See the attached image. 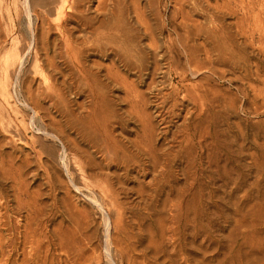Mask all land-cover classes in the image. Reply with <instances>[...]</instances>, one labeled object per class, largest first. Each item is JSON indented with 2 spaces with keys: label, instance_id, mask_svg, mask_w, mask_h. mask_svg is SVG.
<instances>
[{
  "label": "rangeland",
  "instance_id": "obj_1",
  "mask_svg": "<svg viewBox=\"0 0 264 264\" xmlns=\"http://www.w3.org/2000/svg\"><path fill=\"white\" fill-rule=\"evenodd\" d=\"M43 1L48 0H0V264H264V44L257 39L251 45L245 36L236 37L243 12L227 9L229 0H199L209 7L191 10L193 14L190 3L182 14L174 0H121L119 25L131 40L128 50L144 55L149 66L150 71L142 76L137 67H125L121 48L106 47L104 36L112 32L105 28L76 31L73 35L79 41L69 46L66 55L53 23L49 46L36 17L45 11L40 5ZM98 1L94 0L91 16H95ZM51 17V22L56 19L55 14ZM187 25L192 29L187 30ZM194 29L198 30L195 35L191 33ZM212 32L217 33L216 40L207 37ZM119 33L113 32L117 38ZM177 34L188 36L191 46L196 42L201 48L205 41V47L221 44L227 52L198 77L191 75L187 56L179 52L173 71L178 67L187 72L188 81L179 76L172 81L168 64L159 60L161 71L154 77L156 90L152 93L148 85L157 56L167 54L170 59V44L177 42L181 51V43L187 42ZM54 39L62 47L61 55L51 43ZM154 43L158 55L153 52ZM200 54L197 57L202 61L205 56ZM169 82L183 89L206 86L209 99L215 102L212 134L218 143L213 136L203 143L196 139L198 157H203L200 177L194 182L186 178L179 160L174 178L153 197L151 169L124 175L95 151L88 134L89 128L108 116L109 131L118 138L112 136L122 143L135 139V131L141 127L130 118L128 98L145 92L152 100L148 111L153 109L147 112L155 116L153 123L161 130L156 129L159 145L177 150L179 143L173 138L179 136L182 119L193 104L178 108L177 113L183 109L182 118L171 119L163 112L170 121L161 126L155 94ZM165 89L170 92L171 86ZM197 111L193 120L201 117ZM114 116L123 119V125ZM207 116L208 110L200 119ZM212 142L223 151L217 165L208 158L205 146ZM182 188L187 194L180 201Z\"/></svg>",
  "mask_w": 264,
  "mask_h": 264
},
{
  "label": "bare ground",
  "instance_id": "obj_2",
  "mask_svg": "<svg viewBox=\"0 0 264 264\" xmlns=\"http://www.w3.org/2000/svg\"><path fill=\"white\" fill-rule=\"evenodd\" d=\"M175 2H177L179 5H180V9L183 10L182 14L184 13V10H185V6L187 4L190 3L191 5V8L189 10V12L191 10H193L194 12H198V10H203V5H205L206 9H208L209 5L208 4H203V2L201 3V1L199 0H174ZM27 2V1H26ZM36 2V1H35ZM41 2V1H40ZM28 3V2H27ZM207 3V2H206ZM209 3V2H208ZM34 4V3H33ZM37 4V3H36ZM49 4H52V6L54 7H49ZM176 4V3H175ZM32 5V4H31ZM41 7L45 10L42 14H39L38 16L36 15V17H38V20L40 21V24L41 26L45 29L44 31H42V33L44 32V35L43 37L45 36L46 38V43L50 46V42H49V37L50 35L52 34V26H53V23L55 24V27L58 31V34H59V38L60 41L63 43V47H64V50L66 51V55H69L68 53L69 50V46H71L72 44L74 43H77L79 41V38H76L74 37V33H77L76 31H82V32H85L87 30H93V31H98L99 29H102V28H105L106 31L110 30V32H112L109 36H104L106 38H104V44L106 45V47H114V48H121L122 49V53H123V58L121 57L122 59V62L125 64V67H131L134 66L137 67V74L141 75L143 72H146L147 70H149V66H147L145 63V56L144 55H141V56H138L137 54V51H136V54H133L130 50H128V42L131 41L129 39H127V37L125 36V34H123V31L121 30V26L119 25V17H120V11H121V0H99L98 1V5L97 7L95 8V16H91L92 13H90V11L93 9L92 6L94 5V0H48L46 2H42L41 4ZM178 5V6H179ZM226 8L227 9H230L231 7H233L236 11L238 9H240L242 12H243V17H239L240 19L239 20V24H241L239 26L240 29L237 30L239 31L238 35L236 37H238L240 34V37L241 36H245V38H247L248 41H250V44H256L257 42V39H258V42H261V44H264V0H229V2H227L226 4ZM38 6V5H36ZM34 7V6H33ZM32 7V8H33ZM39 7V6H38ZM27 8V7H26ZM184 8V9H183ZM41 9V8H40ZM30 10V9H29ZM216 10L219 11V7L216 8ZM221 10V8H220ZM31 11V10H30ZM33 11V10H32ZM36 11V9L34 10ZM186 11V10H185ZM192 11V12H193ZM204 11V10H203ZM39 12V11H38ZM190 12V13H192ZM220 12V11H219ZM36 13V12H35ZM94 13V12H93ZM186 13V12H185ZM188 13V12H187ZM185 14V15H189V14ZM238 13V12H237ZM33 14V13H32ZM31 14V15H32ZM53 14L56 15V19L54 21H50V17L53 16ZM139 14V13H138ZM193 14V13H192ZM192 14H190L192 16ZM204 14V13H203ZM224 14V13H223ZM94 15V14H93ZM185 15H183L184 19L185 18ZM197 15V14H196ZM199 15V13H198ZM140 17V14L137 15ZM182 16V15H181ZM191 16H188V17H191ZM201 16V14H200ZM209 16V15H208ZM214 16V15H213ZM239 16V15H237ZM35 17V16H34ZM175 17V16H174ZM187 17V19H188ZM193 17H195L193 15ZM52 18V17H51ZM137 18V17H136ZM142 18V17H140ZM139 18V19H140ZM145 18V16H144ZM143 19V18H142ZM183 19V18H182ZM192 19V18H191ZM207 19V18H206ZM138 20V19H137ZM212 20V19H211ZM140 21V20H139ZM142 21V20H141ZM148 21V20H147ZM32 22V21H31ZM149 22V21H148ZM185 21L183 20V23ZM189 22H190V19H189ZM188 22V23H189ZM195 22V21H193ZM197 24H198V21H196ZM195 22V23H196ZM201 23V22H200ZM199 23V24H200ZM36 24V23H35ZM182 24V22L180 23V25ZM185 24V23H184ZM198 24V25H199ZM144 25V24H143ZM201 25V24H200ZM203 25L205 24H202L201 26L203 27ZM247 25V28L245 27ZM141 26V24H140ZM146 26V25H145ZM144 26V27H145ZM190 26V25H189ZM194 26V25H193ZM39 27V26H38ZM37 27V28H38ZM143 27V28H144ZM149 27H151L150 30H152V26L149 25ZM164 27V26H163ZM175 27V26H174ZM178 27V26H177ZM182 27V26H181ZM185 28H188V25L187 27L184 26ZM201 27V28H202ZM206 27V25L204 26ZM204 27L202 29H204ZM238 27V28H239ZM42 28V30H43ZM195 29L197 27H194ZM148 29V28H147ZM156 29V28H155ZM175 29V28H174ZM173 29V30H174ZM178 29V28H177ZM175 29V30H177ZM180 29V28H179ZM189 29H192V25H191V28H188L187 30ZM192 31L191 33L193 32H196L198 30H195ZM199 29V28H198ZM207 29V28H206ZM162 30V28L160 29ZM208 30V29H207ZM56 31V32H57ZM101 31V30H100ZM99 31V32H100ZM114 31H117V32H120L119 34L121 35L120 38H117V36L115 37V33L113 34ZM149 31V29H148ZM154 31V30H153ZM184 31V29H183ZM205 31V30H204ZM209 31V30H208ZM37 32V31H36ZM92 32V31H91ZM147 32V31H145ZM202 33V31H200ZM207 32V31H206ZM205 32V33H206ZM55 33V32H54ZM81 33V32H80ZM97 33V32H96ZM95 33V34H96ZM155 33V31H154ZM180 33V32H179ZM186 33V32H185ZM188 33V31H187ZM189 33V34H191ZM198 33V32H197ZM196 33V34H197ZM221 32H219L220 34ZM223 33V32H222ZM74 34V35H73ZM78 34V33H77ZM90 35V33H88ZM100 34V33H98ZM97 34V35H98ZM104 34V33H103ZM145 34V33H144ZM194 34V33H193ZM208 34V33H207ZM206 34V35H207ZM229 34V33H228ZM38 35V34H37ZM57 35V34H56ZM95 35V36H97ZM152 38H153V34H151ZM178 35V39L180 38L179 34ZM185 35H188V34H185ZM183 35V36H185ZM192 35V34H191ZM195 35V34H194ZM193 35V36H194ZM214 35H217V33L214 34V32H212V34H208L207 37L212 40H216V36ZM226 35V34H225ZM257 35V36H256ZM40 36V35H39ZM38 36V37H39ZM52 36V35H51ZM94 36V35H93ZM101 36V34H100ZM182 36V35H181ZM192 36V37H193ZM221 36V34H220ZM219 36V37H220ZM224 36V35H222ZM221 36V37H222ZM35 37V36H34ZM37 37V38H38ZM53 37V36H52ZM79 37V36H78ZM88 37V36H87ZM119 37V35H118ZM188 37V36H187ZM186 38H180L184 41V39H187ZM190 37V36H189ZM196 37V36H194ZM230 37V35H229ZM40 38V37H39ZM51 38V37H50ZM97 38V37H95ZM94 38V39H95ZM101 38V37H98V39ZM102 38V39H103ZM175 38V37H174ZM206 38V39H208ZM225 38V37H224ZM232 38V37H231ZM239 38V37H238ZM92 39V38H91ZM158 39V38H157ZM156 40H154L155 42H158ZM197 39V38H196ZM204 39H205V36H204ZM233 39V38H232ZM231 39V40H232ZM235 39V38H234ZM37 40V39H35ZM34 40V41H35ZM50 40H53L50 39ZM55 41L51 42L53 43V46L55 48H57L59 55H61V48L60 47L61 45H59L58 41H56V39H54ZM97 40V39H96ZM194 40V38H193ZM38 41V40H37ZM40 41V40H39ZM153 41V42H154ZM173 41V40H171ZM182 41V42H183ZM192 41V40H191ZM219 41V40H217ZM224 41V40H222ZM227 41V40H226ZM88 42V41H87ZM103 42V41H102ZM176 42V40H175ZM173 42V43H175ZM188 42V43H187ZM187 42L185 43H181V47H180V50L182 51H179L178 47V43L176 42L175 46H172L170 44V50L172 51V58L168 59L166 57V55L164 56L163 54H161V56H157L159 57V59L157 58L158 61H156L154 59V61H156V66L157 67H154L155 69L153 70V75H152V79H149L151 82L150 84L148 85V91H152L153 89L156 90V84H155V81L154 80V77H156L155 75H159L157 74L158 72L161 71V68L159 67L160 65V61H162V63L164 62V64H168V70H167V73H168V76L169 78H171V80L173 81L174 78L177 76L179 77H182L181 78V81L183 79L184 80H187V72H180L179 70H177L178 67H175L176 69L173 71V67H174V62L177 60H179L178 56L180 55V53H184L186 56H187V62L188 63V67H189V70H190V73H192L191 75H194L196 77L200 76L204 70H210L208 65H211L213 63H215L216 61H218V59L216 57L222 55L225 51V47L221 44H217V46L215 47L213 45V48H212V45H209V48L208 46H204V42H203V47H198V45L196 46V42L194 43L193 46H191L189 44L190 41H188L187 39ZM211 42V41H210ZM216 42V41H215ZM235 42V41H234ZM36 43V42H35ZM41 43V42H39ZM37 42V44H39ZM180 43V42H179ZM82 44V43H81ZM80 44V45H81ZM157 44V43H156ZM159 44V43H158ZM202 44V43H201ZM207 44V43H206ZM227 44V43H226ZM260 44V43H259ZM260 44V45H261ZM96 45H97V41H96ZM102 45V44H100ZM104 45V46H105ZM131 45V44H129ZM133 45V44H132ZM153 45V44H152ZM161 45V44H160ZM200 45V43H199ZM225 45V44H224ZM39 46V45H37ZM48 46V47H49ZM77 46V45H76ZM95 47V45H93ZM98 46V45H97ZM155 43L153 45V48L155 49ZM158 46V45H156ZM163 46V45H162ZM172 46V48H171ZM234 46V45H233ZM263 46V45H262ZM46 47V46H44ZM46 47V48H48ZM73 47H75L73 45ZM92 47V46H91ZM93 47V48H94ZM133 47V46H132ZM152 47V46H151ZM229 47V45H228ZM51 48V47H50ZM96 48V47H95ZM102 48V47H101ZM105 48V47H104ZM161 48V46H160ZM164 48V47H162ZM70 49V48H69ZM77 49V48H76ZM79 49V48H78ZM77 49V50H78ZM107 49V48H106ZM117 49V50H118ZM130 49H131V46H130ZM138 49V48H137ZM143 49V48H142ZM146 49V48H145ZM150 49V48H149ZM157 49V50H156ZM153 52L155 54H159L158 53V48H156ZM264 49V48H263ZM49 50V49H48ZM72 50V49H71ZM76 50V51H77ZM80 50V49H79ZM103 50V49H101ZM144 50V49H143ZM105 51V49H104ZM103 51V53H104ZM107 51V50H106ZM145 52L147 50H144ZM170 51V52H171ZM85 52V51H84ZM139 52V50H138ZM144 52V53H145ZM166 52V51H165ZM169 52V50H168ZM216 52V54H215ZM227 51H225V54H226ZM74 53V51H73ZM72 53V54H73ZM80 53V52H79ZM83 53V52H82ZM102 53V55H103ZM111 53V52H110ZM119 53V52H118ZM141 53V52H140ZM143 53V52H142ZM148 53V52H147ZM149 53H151V51L149 50ZM200 53H203L205 56V58L202 57V61L198 60V57H197V54H199L200 56H202V54ZM49 54V52H48ZM54 54V53H53ZM84 54V53H83ZM87 54V53H86ZM97 54V53H96ZM153 54V55H155ZM169 54V53H168ZM264 54V53H263ZM75 55V53H74ZM79 55H82V54H79ZM85 55V54H84ZM56 56V55H55ZM100 56V55H99ZM114 56V55H113ZM112 56V57H113ZM147 56V54H146ZM50 57V56H49ZM65 57V56H64ZM76 57V56H75ZM82 57V56H81ZM86 57V56H84ZM105 57V56H104ZM118 57V56H116ZM156 56H154L155 58ZM178 57V58H177ZM56 58V57H55ZM54 58V59H55ZM67 58V57H66ZM71 58V57H70ZM70 58H68L67 60L71 61ZM73 58V57H72ZM78 58V57H76ZM75 58V60H76ZM153 58V57H152ZM181 58V57H180ZM19 59V58H18ZM52 59V58H51ZM53 59V60H54ZM63 59V58H62ZM83 59V58H82ZM81 59V61H82ZM186 59V58H185ZM50 60V59H49ZM64 61L65 58L63 59ZM149 57H148V59ZM146 60V61H147ZM160 60V61H159ZM216 60V61H215ZM79 61V59H78ZM115 61V60H114ZM153 61V60H151ZM153 61V62H154ZM221 61V59H220ZM77 62V61H76ZM80 62V61H79ZM67 63H70V62H67ZM85 63V62H84ZM148 63V62H147ZM151 63V62H150ZM56 64V63H55ZM73 64V62H72ZM114 64V62H113ZM153 64V63H152ZM177 64V63H176ZM69 65V64H68ZM79 65L81 66V64L79 63ZM82 65H83V62H82ZM85 65V64H84ZM149 65V64H148ZM97 66V65H96ZM73 67V66H72ZM77 67V66H76ZM79 67V66H78ZM83 67V66H82ZM103 67V66H102ZM91 68V67H90ZM90 68H88L89 70H91ZM111 68V67H110ZM115 68V66H114ZM72 69V68H71ZM77 69V68H76ZM79 69V68H78ZM133 69V68H132ZM131 69V70H132ZM73 70V69H72ZM82 70V69H81ZM117 70V69H116ZM130 70V69H129ZM136 70V69H135ZM134 70V71H135ZM41 71V70H40ZM74 71V70H73ZM72 71V72H73ZM78 71V70H76ZM110 71L112 72L113 70L110 69ZM186 71V70H185ZM188 71V70H187ZM86 72V71H84ZM114 72V71H113ZM116 72V71H115ZM79 73V72H78ZM83 73V72H82ZM164 73V72H163ZM42 74V73H41ZM71 74V73H70ZM73 74V73H72ZM76 74V73H75ZM110 74V73H109ZM152 74V73H151ZM80 75V74H79ZM144 74H142L143 76ZM149 75V74H148ZM213 75V74H212ZM75 76V75H72V77ZM111 76V74L109 75ZM141 76V77H142ZM146 76V75H144ZM168 76L166 75V77L168 78ZM43 77V76H42ZM108 77V75L106 76ZM115 77V76H112V78ZM120 77V76H119ZM122 77V76H121ZM138 77V76H137ZM140 77V76H139ZM140 77V79H141ZM149 77V76H148ZM147 77V78H148ZM76 78V77H74ZM110 78V77H109ZM117 78V77H116ZM123 78V77H122ZM122 78H121V81H122ZM144 78V77H143ZM77 79V78H76ZM108 79V78H107ZM124 79V78H123ZM93 80V79H92ZM117 80V79H116ZM138 81V80H136ZM168 81V80H167ZM188 81V80H187ZM199 82H201L200 80H198ZM79 82V81H78ZM88 82V81H87ZM117 82V81H116ZM124 82V80L122 81ZM126 82H127V79H126ZM140 82V80H139ZM171 82V81H170ZM169 82L168 85L171 86V91L170 92H166L165 88L163 86V88L159 89L158 91H156L157 93L155 94V98L157 99V101L159 102V107H157L159 109V111L156 112V116L159 118V123L161 124H164V123H167V120L170 121V119H167L166 117H164L165 115L163 114L166 113L169 117H181L182 116V112H183V109L181 108L180 112L177 113L178 111V108L179 107H184V103H191L193 104V108L191 110H186L187 112L185 113V116L183 114V123L180 124L182 127L181 131L176 135L173 139L174 140H177L176 142L179 143V147L177 148L176 146H173L177 148V150H173V149H168L166 147H160L159 145V142H160V139H159V135H158V131H156V127L153 123V117L151 114H149L148 112L152 111V110H149L148 109L151 107L150 105V102L152 101L150 98V100L148 99V95L144 92V93H137L135 96H133L132 98L129 97L128 100H129V104H130V118L131 119H134L136 121V123L139 124V127H141V129L138 131L136 130L135 131V139H132L129 141H127V143H122L121 141L117 140L116 138V135L114 134H111V132L109 131V119L110 117L106 116L103 121H99L98 123H94V127L90 129L89 131V134H88V139L89 141L91 142V145L93 146V148L95 149V151L99 152L100 154H102L103 156V159L107 162V164L109 166L113 165L119 169H121L122 171H124V175L126 174H129L131 171L133 170H140L141 172H147L149 171L150 169L152 170V172L154 173V178L152 180V182L149 184L151 187H153V197L156 196V194L164 187L165 184H167L168 182H170V179L174 178L173 176V173L175 172L174 171V165L175 163H177L179 160V162L182 161V163L184 164V168L181 169L180 172H182V174L186 177V178H191V180L193 181H196V178L197 177H200V170H201V162L203 160V157H201V160L199 159L198 157V152H197V149L195 148V140L199 139L201 142L202 141H206L208 139H212V136L214 138V140L217 142L216 140V134H212L213 132V124L215 122L214 118L216 119V116H215V102L212 100V99H209V95L207 93V88L203 86H197L195 88H192V89H188V88H179V85H172L171 83ZM198 82V84H199ZM143 83V81H142ZM141 83V85H142ZM148 83V82H147ZM165 83L167 84V82L165 81ZM186 83V82H185ZM197 84V82H195ZM132 84V83H131ZM145 84V83H144ZM159 84V83H158ZM162 84H164L162 82ZM164 84V85H166ZM178 84V83H177ZM181 84V82L179 83ZM134 85V84H133ZM189 85V84H188ZM124 86H127L124 84ZM135 86V85H134ZM159 86V85H158ZM157 86V87H158ZM184 86V85H183ZM187 86V85H186ZM181 87V86H180ZM131 89V88H130ZM134 89V88H133ZM132 89V90H133ZM147 89V88H146ZM168 89V88H167ZM129 90V89H128ZM127 90V91H128ZM131 90V91H132ZM136 90V89H135ZM139 90L137 89L136 92H138ZM169 91V90H168ZM129 92V91H128ZM140 92V91H139ZM135 93V92H134ZM154 93V90L153 92ZM130 94V92H129ZM149 94V92H148ZM134 95V94H133ZM151 95V94H150ZM128 96H131V95H128ZM148 96V97H147ZM154 96V95H153ZM98 98V97H97ZM154 98V97H153ZM152 98V99H153ZM156 101V100H155ZM154 102V101H153ZM209 103H211V106L210 108L208 109V106H209ZM153 104V103H151ZM98 105V104H97ZM101 105V104H100ZM106 105V104H105ZM217 105V104H216ZM125 106V105H124ZM189 107V106H188ZM187 109H190L188 108ZM100 109V108H99ZM197 109H199V113L198 114H201V117L202 115H204L206 113V111L208 110V116L205 118V120L200 119L201 117L198 115V120H193L192 119V115L197 111ZM97 110V108H96ZM95 110V111H96ZM125 110V111H127ZM148 111V112H147ZM100 112V111H99ZM153 112V111H152ZM198 112V111H197ZM115 113V112H114ZM151 113V112H150ZM94 114V113H93ZM99 114V113H98ZM95 115V114H94ZM105 115V114H104ZM108 115V114H107ZM122 115V114H121ZM92 116V115H91ZM100 116V115H99ZM129 116V115H128ZM156 117V119H157ZM196 117V116H195ZM194 117V118H195ZM101 118V117H100ZM114 119H116V123L118 122L120 125L124 123L123 119H120V118H117V117H113ZM182 118V117H181ZM197 118V117H196ZM195 118V119H196ZM92 119V117H91ZM127 119V118H126ZM90 122H93V121H90ZM114 122V121H113ZM112 122V123H113ZM111 123V124H112ZM156 123V122H155ZM170 124V123H169ZM90 125V124H88ZM113 125V124H112ZM115 125V123H114ZM159 125V124H158ZM92 126V123L91 125ZM111 126V125H110ZM119 126V125H118ZM126 126V125H125ZM138 126V125H137ZM160 126V127H161ZM115 127H117V124L115 125ZM120 127H123V126H120ZM136 127V126H135ZM88 128V126H87ZM114 128V127H113ZM164 128V127H163ZM126 129V128H125ZM136 129V128H135ZM159 129V128H158ZM157 129V130H158ZM162 129V128H161ZM160 130V129H159ZM165 130V128H164ZM161 131V130H160ZM159 131V132H160ZM177 131V130H176ZM85 132H88V131H85ZM129 132V131H128ZM166 132V131H165ZM114 133V131H113ZM163 133V132H162ZM175 133V134H176ZM86 134V133H85ZM131 134V133H130ZM166 134V133H164ZM114 135V136H112ZM87 136V135H85ZM127 136V135H126ZM164 137V136H163ZM128 138V137H127ZM126 138V139H127ZM172 138V137H171ZM170 138V139H171ZM125 139V138H124ZM172 139V140H173ZM124 141V140H123ZM172 142V141H171ZM216 142H212V143H208L206 144V149L209 151V155H208V158L212 159V161H216V165L219 163L220 164V158L223 156L222 153L223 151L218 147L217 143ZM200 143V142H199ZM203 143V142H202ZM173 144V143H172ZM174 145V144H173ZM200 145V144H199ZM220 145V144H219ZM223 147V146H222ZM92 148V147H91ZM205 147L202 149L204 150ZM207 153V152H206ZM206 153H204L206 155ZM203 155V156H205ZM206 159V158H205ZM208 160L211 161V160ZM203 163V162H202ZM78 164V163H77ZM179 164V163H178ZM209 164V163H208ZM215 164V163H214ZM211 165V164H209ZM213 165V164H212ZM214 166V165H213ZM182 167V166H181ZM215 167V166H214ZM218 167V166H217ZM213 168V167H212ZM78 169V168H77ZM178 169V168H177ZM120 170V171H121ZM176 170V168H175ZM150 173V172H149ZM147 175V173H146ZM97 176V175H96ZM211 178V176L209 177V179ZM222 178V177H221ZM190 180V181H191ZM172 181V180H171ZM189 181V180H188ZM193 181V182H194ZM105 182V181H103ZM199 182V181H198ZM97 184V183H96ZM192 184V183H191ZM95 185V183H94ZM109 185V184H108ZM112 185V184H111ZM122 185V184H121ZM195 185V184H194ZM197 185V184H196ZM200 185V184H199ZM97 186V185H96ZM114 186V185H113ZM203 186V185H202ZM201 186V188H202ZM111 188V187H110ZM120 188V187H119ZM186 188V187H185ZM193 188V187H192ZM198 188V187H196ZM99 189V188H98ZM107 190V189H106ZM112 190V189H111ZM114 190V189H113ZM188 190V189H187ZM194 190V189H193ZM116 192V190H114ZM113 191V192H114ZM182 193L180 194V201L184 198V196L187 194V191L184 190L182 188ZM202 191V190H201ZM108 192V191H107ZM150 193V192H149ZM104 194V193H102ZM113 194V193H112ZM199 194V193H197ZM191 195V194H190ZM195 196V195H194ZM199 196H197L198 198ZM187 199V198H186ZM176 200V199H175ZM185 201V200H184ZM197 201V200H196ZM116 204V203H115ZM173 205H176V204H173ZM192 205V204H191ZM181 206V205H180ZM197 206V205H196ZM182 207V206H181ZM174 208V206H173ZM194 209V208H193ZM177 210V208H176ZM196 211V209H195ZM182 232V231H181ZM178 235V234H177ZM175 235V236H177ZM179 237V236H178ZM212 251V250H211Z\"/></svg>",
  "mask_w": 264,
  "mask_h": 264
}]
</instances>
